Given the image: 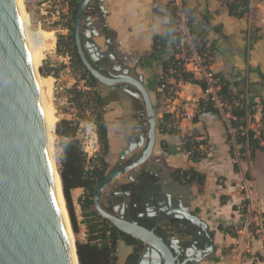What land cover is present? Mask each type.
<instances>
[{
	"label": "crops",
	"instance_id": "crops-1",
	"mask_svg": "<svg viewBox=\"0 0 264 264\" xmlns=\"http://www.w3.org/2000/svg\"><path fill=\"white\" fill-rule=\"evenodd\" d=\"M181 1L194 12L193 30L206 33V44L212 52L209 69L227 81L233 93H239L249 113V126L250 108L257 101L264 103V0H251L241 18L229 16L219 0ZM96 5L102 6L106 15L103 20L99 9L89 12L98 34L92 41L100 53L110 51V66L127 68L130 74L142 77L151 102L159 109L153 152L137 170L152 175L156 186L155 190L140 193L144 206L150 203L157 210L161 197L156 191H160L161 196L181 203L204 223L212 236L213 250L199 264H264V152L254 150L251 155L246 141L239 146L244 149V159L237 161L232 156L235 149L226 123L218 114L198 109L205 95L200 86L190 83L179 87L178 104L185 110L196 111L197 121L191 124L190 132L205 141L204 156L189 157L183 147V127L177 134L160 133L158 125L166 109H161L157 100L158 83L164 62L178 54L168 44L153 58L148 57L152 53V38L166 34L168 19L154 14V0H101L94 1L92 6ZM145 57L148 59L144 60ZM123 126L121 120L120 132H124ZM190 168L204 176L203 185H184L171 178L174 171ZM244 181L252 195V228L246 226ZM253 227L259 228V233L251 232ZM158 229L164 230L163 222ZM170 240L176 245L186 241L178 234ZM119 261L118 258L116 264Z\"/></svg>",
	"mask_w": 264,
	"mask_h": 264
},
{
	"label": "water",
	"instance_id": "water-1",
	"mask_svg": "<svg viewBox=\"0 0 264 264\" xmlns=\"http://www.w3.org/2000/svg\"><path fill=\"white\" fill-rule=\"evenodd\" d=\"M90 2L78 1L73 27L76 54L97 83L107 88L130 85L135 91L125 92L143 104L146 117L145 134L119 156L121 161L126 157L131 159L119 169L108 170L95 187L94 210L119 232L142 244L137 264H199L211 253L212 244L199 258L190 257V249L168 244L154 229L110 215L101 206V196L114 180L125 176L132 181L131 174L139 172L138 168L150 158L157 118L141 76L130 74L124 67L94 65L102 58L112 60L113 57L110 51L100 53L92 41L98 34L90 20L92 15H86ZM98 9L104 20L106 11L100 5ZM157 195L161 197L157 210L169 207L175 218L201 232H208L204 223L187 207L161 196L160 191ZM164 203L166 206L160 208ZM154 218L157 226L161 218ZM197 248L202 252L201 246ZM182 255L185 258L177 262ZM0 264H72L52 181L35 76L14 0H0Z\"/></svg>",
	"mask_w": 264,
	"mask_h": 264
},
{
	"label": "trees",
	"instance_id": "trees-1",
	"mask_svg": "<svg viewBox=\"0 0 264 264\" xmlns=\"http://www.w3.org/2000/svg\"><path fill=\"white\" fill-rule=\"evenodd\" d=\"M219 1L226 6L228 15L233 18L243 17L244 14H246L248 6L251 2V0H229L225 2L223 0ZM67 4L68 11L70 12L71 18L74 21L78 7V0H68ZM153 12L157 16H165L168 19V27L164 36H154L152 38V53L148 58H153L156 52L168 44L172 47L174 54H180V34L177 31L180 24L179 13L181 12L186 19L185 26L193 37L199 55L205 57L206 65L210 64L211 61H209V57H212V52L206 44V33H197L193 30L194 12L192 9L188 8L182 1H180V5L178 6L175 0H167L165 3H162L161 0H154ZM57 39L58 55L68 56L72 71L80 72L81 80L85 82L86 86L94 88L97 82L81 64L78 55L75 52L72 36L60 35L57 37ZM148 58L145 57L144 60H147ZM175 59L176 57H172L167 62H164L162 78L159 81L158 86L167 82V79L170 77L168 71L172 65H174ZM40 74L42 77H47L50 75V73H44L42 68L40 69ZM217 76L220 77L219 75ZM179 78L183 83L198 85L201 87L203 92L205 91L206 85L202 79H196L193 75L183 72H180ZM67 93L73 96L71 97V101L75 104V107L80 110L84 104L92 103L95 106L94 108L97 111L95 123L97 126L96 135L102 151V154L96 159H88L81 149L78 141L75 139L78 125L67 119H62L56 123L55 134L60 139L59 147L62 151V156L59 161V175L62 181V191L66 201V207L74 234L78 233V228L72 209L70 191L72 189L83 190V196L79 201L83 218L82 224L85 227V240L84 242L76 241L75 243L78 261L79 264H116L118 261L116 254L117 244L119 242H123L127 246L141 244L131 237L119 232L107 220L102 219L94 210L92 203L94 189L104 178L109 168L105 157L108 154L110 148L108 141V134L110 131L107 126L109 120L108 114L111 112L110 98L107 96V93L95 92L93 93L94 95L90 97L87 96L88 93L75 91V89L67 90ZM86 96L87 100H84L86 99ZM219 96L222 101L228 105L230 114L234 118V120L231 121V125L235 128L246 129L248 126L247 118L249 114L247 112V107L241 101L239 93H233L231 91L230 84L227 81H224L222 78L221 92L219 93ZM235 101L238 102V105H234ZM198 109L200 111L212 112L219 115L218 111L213 108L211 102L207 98L199 101ZM196 121L197 120L194 117L192 123H195ZM169 123V115L167 113H163L162 123L158 125V130L160 133L168 132L169 134H177V130L167 128V124ZM188 140V136L183 138V147L189 154V157L202 158L204 156L203 152H190L192 144H190ZM246 141L250 148L251 155L254 150H260L264 152V148L258 144L257 140L253 139V133L250 129L247 130L243 135L239 136L237 139V145L243 146ZM199 144L205 145L206 143L204 140H201L198 143H194V146L197 147ZM232 156L234 157V154H232ZM239 158L241 160L244 159V149L242 147L239 149ZM171 178L174 181L184 185H203L205 180L202 174L191 168L186 170H176L171 174ZM246 204L247 201L244 200L243 205ZM138 224L149 230H152L154 228L155 221L151 219H144Z\"/></svg>",
	"mask_w": 264,
	"mask_h": 264
},
{
	"label": "rangeland",
	"instance_id": "rangeland-1",
	"mask_svg": "<svg viewBox=\"0 0 264 264\" xmlns=\"http://www.w3.org/2000/svg\"><path fill=\"white\" fill-rule=\"evenodd\" d=\"M94 1L96 0H91L89 4V8L91 9H87L86 15H89L90 11L92 12L94 10H98L97 5L96 7L92 6L94 4ZM67 2L68 0H22L23 9L28 15V33L31 36V42L37 44L41 41L42 36L44 35L46 43L51 44L52 47L51 49L44 52V59L42 60V63L38 68V74L40 76V69L42 68L44 73H50V75L47 77L51 78L49 92L50 94L45 95L44 105H46V109L55 120V126L56 123L62 119L71 120L74 124L78 125L75 139L78 141L81 149L88 159H96L99 155L102 154V151L96 135L97 126L95 123L97 111L94 108L95 106L92 103H88L84 104L81 110L76 108L75 104L71 101V97L73 96L69 95L67 93V90L75 89V91L88 93L87 96L92 97L94 95L93 93L95 92L107 93L108 88L99 83H97L94 88L87 87L85 82L81 80V73L72 71L68 56H60L57 53V37L60 35L68 36L72 35L73 33V31H71V28L74 26V21L72 20L71 14L68 11ZM117 93L119 97V106L117 107L120 108L119 111L122 114V123L124 125V132H120V130L118 129L117 133L125 135L123 136L124 140V137H126L125 139H127V137L134 136L135 133H133L132 131L134 129L135 123L137 121L138 123H145L146 117L144 112L140 115H136L137 113L136 111H134V108H136L137 112L143 109V104L139 100L132 98L130 95H128L127 93H123L122 91H118ZM87 96L84 100H87ZM152 103V105H154L155 116L157 118L159 109L156 103ZM137 117L139 119H137ZM54 135L53 146L55 153V162L59 172V161L62 156V151L59 147L60 139L56 136V134ZM237 149L239 150V147ZM238 150H234L233 153L237 161L240 160ZM105 159H107V163L109 166L108 170L111 169L113 165L118 161L116 157L106 156ZM125 181V176L117 178L105 189V192L111 191L116 185L121 184ZM243 183L244 188L249 187L247 186V183L245 184V181ZM243 193L245 195V190ZM62 196L66 207L64 195ZM82 196V189H72L70 191L72 209L78 228L77 234L73 233L68 210L66 207L68 223L73 235L74 244L76 243V241L84 242L85 240V227L82 224L83 218L79 201ZM131 253L132 251L130 246H127L123 242H119L117 244L116 254L120 260L119 264H124L126 258Z\"/></svg>",
	"mask_w": 264,
	"mask_h": 264
},
{
	"label": "flooded vegetation",
	"instance_id": "flooded-vegetation-1",
	"mask_svg": "<svg viewBox=\"0 0 264 264\" xmlns=\"http://www.w3.org/2000/svg\"><path fill=\"white\" fill-rule=\"evenodd\" d=\"M73 27L71 28V31H73ZM71 36L73 39V33ZM108 63L109 61L107 60V58H102L94 65H106L107 67H110V64ZM110 74L115 75L112 72ZM125 90H129L131 92L135 91L130 85L125 84H120L116 85L113 88H108L107 91V96L110 98L111 112L108 114L109 120L107 124L110 131V133L108 134L110 148L106 156L116 157L118 161L112 167L116 169L123 167L128 163L129 159H131V157L129 156L130 158L126 157L127 159L125 158V161H121L119 160V156L129 145L136 144L138 142L139 137L145 134L144 129L146 127V122L138 123L137 121L132 131L133 133H135L134 136L127 137V139H125L126 137H124V140L123 135H121V133H117L122 120V115L119 111L120 108L117 107L119 106V97L117 92L122 91L123 93H126ZM134 109V111H136L137 113L136 115H140L144 112V107L139 112H137L136 108ZM137 119L139 118L137 117ZM122 140L125 142L121 143ZM105 160L107 162V159ZM131 176L132 181H129L126 178L125 182L116 185L111 191L104 192L102 194L100 202L104 211H106L110 215L122 217V219L126 221H133L137 223L143 221L144 219H151L156 222L154 216H160L161 219L158 223L163 222L164 230H159L158 224L157 226L154 225L153 229L155 230V232L168 244H175V242L170 240V237H172L173 234H178L182 239H185L186 241L179 244L177 243V246L179 248H183V250L190 249L188 251V256L190 257L199 258L204 252L206 253V251H209L208 248L210 244H212L213 250L212 236L209 232H201L194 226L188 225L185 221L175 218L174 215L171 214V210L169 207H165L163 210H154L152 208V204L150 203H145L144 206V203L141 200L140 193L149 190H155L154 188H156V186L153 185L154 182L152 175L148 173L143 174L136 172L131 174ZM163 206H166V204L164 203L162 206H160V208H162ZM198 245L202 247V252L198 250ZM130 247L132 253L128 255L124 264H137L140 259V253L143 251L142 244L131 245ZM184 258V255L178 256L176 261L180 263Z\"/></svg>",
	"mask_w": 264,
	"mask_h": 264
},
{
	"label": "built area",
	"instance_id": "built-area-1",
	"mask_svg": "<svg viewBox=\"0 0 264 264\" xmlns=\"http://www.w3.org/2000/svg\"><path fill=\"white\" fill-rule=\"evenodd\" d=\"M180 1L181 0H175L178 6L180 5ZM179 17L180 24L177 32L180 34L181 52L176 57L174 65H172L168 71L170 77L167 79V82L158 86V101L160 102V107L161 109H166V113L170 118V123L167 128L179 131L181 127H183V138L188 136V142L192 144L190 152H203L205 145L199 144L197 147L194 146V143L200 142L201 139L190 132V126L196 111L185 110L178 104L179 87L183 84L179 78L180 72L189 73L194 77H200L205 82L206 88L203 92L205 98L211 102L213 108L218 111L219 116L226 123L227 135L232 145H234L235 151H237L239 147V145H237V139L249 129L253 133V139L257 140L258 144L264 148V103L257 101L255 105L250 108L252 115L249 121L250 125L247 126L246 129L235 128L231 125V121L234 120V118L230 114L228 105L225 104L219 96L221 92V78L209 69V65L205 63V57L199 55L193 37L185 26L186 19L181 12L179 13ZM210 60L211 57H209V61ZM234 105H238V102L235 101ZM245 200L247 201L245 205V211L247 213L246 226L250 228L251 215L253 214V201L248 187L245 188ZM259 231V228L253 227L251 232L257 234Z\"/></svg>",
	"mask_w": 264,
	"mask_h": 264
},
{
	"label": "bare ground",
	"instance_id": "bare-ground-1",
	"mask_svg": "<svg viewBox=\"0 0 264 264\" xmlns=\"http://www.w3.org/2000/svg\"><path fill=\"white\" fill-rule=\"evenodd\" d=\"M15 6L18 12V16L20 19V23L22 26V31L24 34L28 55L30 59V64L35 76V82L38 91V99L40 103V109L42 114V120L44 124V132H45V141L46 147L51 167V174H52V181L66 233L68 247L70 249L71 254V261L72 264H78L75 257V247H74V239L72 232L70 230V226L68 223L67 211L65 207V202L63 199V192H62V185L60 175L56 166L55 162V153H54V131H55V120L52 118L51 114H49L48 110L46 109V105H44V97L46 94H50V77H42L38 74V68L44 59V52L51 49V44H47L45 41V36H42V39L37 44L31 42V36L28 33V15L25 13L23 9L22 0H14ZM41 35V34H40Z\"/></svg>",
	"mask_w": 264,
	"mask_h": 264
}]
</instances>
